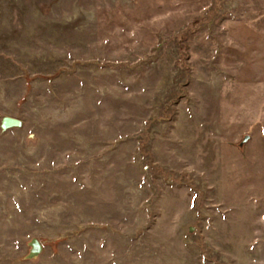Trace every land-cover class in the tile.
Listing matches in <instances>:
<instances>
[{"label":"rangeland","instance_id":"374dc122","mask_svg":"<svg viewBox=\"0 0 264 264\" xmlns=\"http://www.w3.org/2000/svg\"><path fill=\"white\" fill-rule=\"evenodd\" d=\"M0 264H264V0H0Z\"/></svg>","mask_w":264,"mask_h":264},{"label":"water","instance_id":"95a60500","mask_svg":"<svg viewBox=\"0 0 264 264\" xmlns=\"http://www.w3.org/2000/svg\"><path fill=\"white\" fill-rule=\"evenodd\" d=\"M22 120L21 118L17 116H12V115H4L1 119V126L2 128H7L9 126H16V125H21ZM34 248L36 250L39 249L40 247V242L35 238L33 241ZM38 248V249H37Z\"/></svg>","mask_w":264,"mask_h":264}]
</instances>
